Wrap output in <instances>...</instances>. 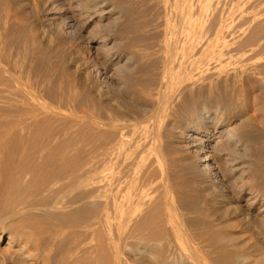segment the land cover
<instances>
[{
    "label": "rangeland",
    "instance_id": "obj_1",
    "mask_svg": "<svg viewBox=\"0 0 264 264\" xmlns=\"http://www.w3.org/2000/svg\"><path fill=\"white\" fill-rule=\"evenodd\" d=\"M111 1V7L108 6L106 9H111L114 6L117 11L119 9L116 4H122L127 10L121 15L122 19L119 20L117 25L108 27L106 24H109L110 19L106 18L101 20V17L99 16L100 12L96 11L97 14L96 12L89 10L86 0H0V58H2L3 63L11 75L18 78L24 87L29 88L31 92L35 91L34 93H37L38 95L40 94L39 97L41 96V99L43 100L40 101L43 104L46 103V105L52 106V108L61 109V112L56 109L54 110L60 112L57 114H61L63 118L56 115L54 118L58 119L55 121L54 118H45V114H42L41 118L44 117L43 119L48 120L43 121V123L45 125L47 122L49 129H51L50 125L52 124L53 130L51 129L50 131L55 134L59 133V135H56L58 149L73 150L72 153L79 152L82 154H84L83 151H85L88 156L86 154H81V156H83L85 160L89 159L87 161L89 164L87 165V169L89 168L90 170V173L87 176L89 178H87L86 185L77 187L73 184L80 179V171L78 169L75 172V169L73 170V168L63 169L57 167L55 168L56 173H50L49 171H43L40 173L41 171H36L33 168L27 169L22 164L23 162L31 163L32 160H30L29 157L32 156L30 154L34 151L33 147V151L29 147L30 152L28 150L27 154H23L18 146H9V148L11 147V151H14L17 148V150L12 153H9L10 149L7 148L8 146L3 147V149L8 150H4V152L6 154L8 152L13 159L11 158V160L9 158L12 162L9 161V164L7 165L2 162L0 163V179L2 177V179H4H1L3 183L0 180V264H62V262L66 261L67 256L65 251L63 252L64 254L62 253L60 256L51 255L50 260L47 259L43 252L34 250L33 248L35 246H44L43 241L46 240L47 233H37L30 228L32 221L40 222V224L43 223L44 226L53 224L74 225L71 219L68 217L67 219L65 215L59 213L54 216L48 214L41 215L36 207L32 205L29 206L30 203H39L41 201L52 200L53 198L58 197L88 198V210L76 214L77 218L84 216L89 218L87 224L91 227L88 228L86 234L87 237L81 235V241L84 243L85 241L88 242L87 244H83L84 248L87 245V249L85 248L84 252L81 251L77 254H73L74 256L72 255V257L80 256L81 254L84 257L86 256L85 258H87L88 264H214L215 262L217 264H227L225 259H220V255L222 253H230V249L231 252H242V254L248 258V264H253V262L254 264H264V168H262L264 167V143L259 146V149L256 152L257 155L255 156V161L258 163V168H260L261 177L253 183L248 181V176H245L247 169L234 172V174L232 173L229 176L231 178H228V181L223 186L220 183H218L219 185L210 183L208 182L209 178L203 173V168L206 166V163L197 167L194 165V158L186 154V144L190 141L188 138H191L196 133V130H190V126L194 125V122L202 113L200 106L192 107L188 104L189 102H187L186 99L189 92L199 96L200 92L202 93L201 89L203 88V85L209 83L211 80H213L211 82L216 81L217 76H212L211 74L213 73L214 75V73H218L219 70L213 72L215 67H213L214 64L212 61L216 62H214V66H217L220 71L223 69L228 70V67H230L229 70H231L233 67H241V65L251 67V71L255 76L253 74L250 78L251 80H245L246 91L243 93L246 95L243 94L242 97L243 99L247 98L245 99V103L248 108H250L249 113L251 115L259 116L260 112H262L261 114H264V0H181L179 4L177 3L178 1L176 2V0H173V3L175 2L176 4L174 3L175 5H173L172 3L169 5V8L171 7L170 10L175 16L171 14L167 5L170 4L172 0H168L170 2L166 0L167 2L165 1V3L167 4L165 6L164 0ZM132 4H134V6ZM199 4L201 8L199 7ZM173 6L177 7L178 10ZM180 7L182 9L184 8V12L187 13L180 14V12H183ZM167 12L169 15H167ZM86 14L89 15V17L86 16ZM177 14H180L181 17L178 15L177 18ZM114 16H117V14ZM174 17H176L177 20H175L176 18ZM179 17L183 20L182 22ZM125 18L129 19L127 20ZM169 19H171L170 24L168 22L170 21ZM187 19L188 21H186ZM176 21L181 22L178 23V25L181 24V27L183 26L184 28L178 27ZM127 23L131 24L127 25ZM192 23L196 24L193 26ZM166 24L173 26L169 27V25L166 26ZM101 25H103L104 28ZM189 25L192 26L191 28L195 29V31L189 29ZM128 26L130 27L128 28ZM167 28H169V30ZM179 28L181 30L183 29L182 31L184 33L181 30H178ZM121 29L129 30L132 36H130V32L128 34L126 33L128 31L125 30L122 32ZM121 32L123 34H121ZM178 33H181V36L184 34L185 38H183L184 36L181 37ZM191 37H193L194 41L193 39H190ZM166 38H168V41H166ZM181 38L185 40L184 44H180L181 41L183 42V39ZM164 39L166 41L165 44ZM173 40H176L177 43H172ZM190 40L192 41V44L187 45V42L190 43ZM218 40H220V43H218ZM200 41L202 42L200 43ZM167 42H169V45H166L168 44ZM170 43H172L171 45L173 48L170 46ZM224 45L225 47L228 45V48H224ZM127 46L129 48H126ZM178 47L181 50L186 49L185 52H179V50H177ZM208 48L210 50H208ZM169 49L174 51L175 55L173 56V59H177L175 61V67L177 69H175V73L173 72L171 76L173 80L176 81L178 79V81L177 85H175L176 88L173 89L174 95H172L173 99L179 98L178 100L182 101L179 102L175 99L177 101L176 103L175 100H170L168 104L170 111H167L168 113L166 112V114L161 113L160 116V113L158 114L156 109V105H158L157 101H159V90L157 89H160L158 84L161 85V79L163 78L161 74L163 66L161 65H164L163 62L166 60ZM187 49H189V54L187 53ZM209 51L213 54L211 55ZM248 51L249 53H256L255 55L258 57L254 56L252 53L249 55V53H247ZM208 53L210 55H208ZM184 54L189 55H187V60V56ZM194 54L196 56H194ZM197 55H200V63L197 62ZM248 55L252 58V61L256 58L258 61L260 59L259 63L262 64H259V66L261 67L257 66L258 62L255 63L256 66L251 65L254 63L251 62L250 57L249 60L251 64L247 61ZM261 55L262 58H259ZM191 58L196 60L191 61ZM126 59H132V62L127 63ZM178 60L182 61L179 62ZM243 60L246 61L244 62ZM186 61H188L189 64ZM218 61L220 62L218 63ZM222 61L226 62L225 66L222 64ZM236 61H241L239 62L241 64L238 63V66ZM178 62L181 64L183 63V66L185 67L183 68L182 66L181 68V64ZM202 62L205 63L201 64ZM233 62L237 66L232 64ZM246 62L248 63L246 64ZM187 64L188 66L191 64L193 66L188 67L186 66ZM131 67L136 68L134 69ZM194 67H196L195 69L201 68L205 70H192ZM129 68H131V70H128ZM190 68L192 71H190ZM183 69L186 70L184 71ZM192 72H196L197 74L200 73L203 78L204 76H209L210 78L208 79L210 81L205 80V78L203 80L200 75L197 78L196 73ZM160 75L162 77H160ZM186 75L189 77L187 76L188 78H186ZM120 76L122 79H120ZM190 77L194 79L192 80ZM199 77H201L203 81ZM126 78H128V80ZM182 79H186V82H184V80L182 81ZM199 79L203 83H200L201 81L199 82ZM127 81L129 85L124 84V82L127 83ZM130 81L136 87H133L132 84L130 85ZM186 84H188V86H186ZM189 86L191 87L189 88ZM112 87L117 89H113ZM178 87L180 90H176ZM194 87L200 89H194ZM97 88L98 90H96ZM240 88L241 85L239 84L230 85V89L233 92L235 91L234 93H236V91L237 93H240ZM69 91L71 93H69ZM134 91H137L140 94L137 92L135 93ZM183 91L186 92L185 94L187 96L185 94L181 95ZM97 92L99 93L97 94ZM153 92H155L157 98ZM178 92H180L179 94L182 97L178 95ZM70 94H72V104L69 102ZM121 96L123 97L122 100ZM253 96L257 99L254 98L257 101V104L255 103ZM20 97L18 95V99H21ZM91 97H93V99ZM135 97L137 98L136 101L133 99ZM181 98L186 99L183 100ZM105 100L108 103H106ZM96 102H99V106ZM170 102H172L173 106H176V109L170 105ZM205 103H207V105L211 104L208 100H205ZM113 104H115V106ZM1 105L2 104H0V106ZM73 106L76 110H72ZM89 107L90 109L88 110L90 114L88 113V110H86ZM124 107H126V109ZM0 109L2 111L4 110L3 105ZM64 110L66 112L65 115V112L63 113ZM82 110H84L83 113ZM95 110L98 114H96L97 112ZM2 111H0V113ZM76 111L77 113L74 114ZM86 111L87 115L85 113ZM173 113H175L176 116ZM2 114H0V116ZM69 114L70 116L68 117L67 115ZM151 114H158L155 115L156 118L158 116V120L155 116V120H152L153 117ZM114 115H118L120 121L116 120V118L113 119V124H111L110 120ZM80 116H82V119H80ZM150 117L152 119H150ZM103 119H105L104 121L107 123H105ZM169 119L171 121H169ZM160 120L163 121L161 122ZM155 121H157V125L154 124ZM167 123H169V125ZM229 123L231 122L227 121L226 124ZM95 124H97V126ZM226 124L222 127H226ZM103 125L108 127L105 128L107 130L112 126L113 130L109 131L112 128L108 131L103 130ZM116 125L124 127H120L123 129L122 132H120L121 129H119V126L117 127ZM153 125L155 126L154 131L158 130L156 133L159 135L161 134L160 137L155 132L153 135V128H151ZM113 126H116L117 128ZM125 127H130L126 129L130 135L132 131L131 136L126 131ZM161 127L163 128L161 129ZM114 128L119 130V133H117L118 131L116 132V129ZM168 128L169 130H167ZM159 130L162 131L159 132ZM166 130L168 133H166ZM113 131H115L116 134L111 135V137L108 135L107 137V134H111ZM65 132L70 134L68 135ZM120 133L123 135H118L117 137V134ZM64 135H66V138L64 137L63 139ZM155 136L157 138H155ZM60 137L61 140L59 139ZM114 137L119 141L117 142ZM119 137L121 140L118 139ZM69 138L75 140L74 144L73 140L71 139L72 141H70ZM58 139L60 140V143L58 142ZM215 139L216 138L214 137H209V142L212 143ZM77 140L78 143L80 142L81 146L76 143ZM105 141L109 143L108 148L103 146L107 151L103 147L101 148L103 151L105 150L107 152V155H105L106 152H103L100 148V146L107 143ZM61 142L63 144H61ZM68 142L73 147L70 146ZM152 142H154V144H151ZM116 144L118 146H115ZM149 144L151 146L153 145L154 147H152L155 150ZM62 145H65V147ZM75 145H78L80 147L79 149L84 147L82 152L81 150L79 151L78 147ZM59 146H62L63 148H60ZM113 146L115 147L111 150L110 147ZM68 147L70 148L68 149ZM111 151L113 152L108 154ZM13 153H15V158L13 157ZM21 153L23 154L21 155L23 158L19 156ZM153 153H155L156 156L159 153L157 156L158 160L156 158L154 159L156 156ZM152 154L154 157L151 156ZM10 155H6V157H10ZM18 156L21 158V162L18 159ZM106 156H108V158ZM170 158L173 159L171 160ZM159 160H163L162 162L165 165H162V162L161 164H158ZM172 161L173 164L171 165L170 163ZM167 163L169 165H166ZM156 165L160 168L159 171L161 173L159 175L157 173L158 167ZM154 166L157 167L156 170H154ZM164 166L166 169L165 174L168 173L167 175L164 173L162 174V172H165L163 171ZM240 166L241 164H237V167ZM231 168L232 167H229V169ZM3 171H6V174H4ZM171 174L172 177H170ZM163 175L166 179H164ZM176 178L178 180H176ZM159 179H161L160 183L158 181ZM171 179L173 180L171 181ZM177 183L179 184L177 185ZM165 185L166 190L162 188V186L165 187ZM252 188L258 192H256L258 194L257 196L250 194ZM163 191L166 192L164 193ZM125 194H127V197H125ZM166 194L169 195L167 196ZM119 195L124 198H120ZM184 195H186V198ZM114 198H119L120 205L122 204L119 206L122 216L119 224L114 221L113 211L111 210L112 205L110 206V203L112 204ZM126 198H129L130 202L128 199L126 200ZM96 204H98L99 207ZM126 204L131 205L127 206ZM106 210H109L108 213H111L109 214V217L111 216L112 218L110 217L109 221H104L103 219ZM130 210L132 212L134 211L133 217L135 218L132 221H130L128 216ZM21 213L24 215L22 216ZM16 214H19V217ZM29 218H33V220H29ZM38 219L40 221H38ZM132 222H134V224H132ZM73 227L75 228L73 230H84V228L81 227ZM211 230L212 234L210 232ZM28 236H32L35 241H27ZM114 236L116 237L115 239H113ZM225 236L229 237L231 241L225 244L218 242L214 244L216 240L218 241V239ZM90 242H92L93 245L92 243L90 244ZM200 242H202V245L205 247L202 246ZM115 243L117 248L116 250H113V245ZM210 243H213L214 245ZM90 246H92V248ZM198 246L199 248H204L205 251L202 250L203 253L202 251L200 253L199 251L201 248L199 249ZM222 246L224 249H222ZM216 247H218L219 250L216 249ZM219 247H221V249ZM207 248L209 249V252L206 250ZM89 250H91L89 253L90 255L87 256ZM194 250H196L195 253ZM223 250H225V252ZM97 251L100 252L97 253ZM216 252H218L219 255ZM199 254L200 256L198 257ZM206 256L209 257L206 258Z\"/></svg>",
    "mask_w": 264,
    "mask_h": 264
},
{
    "label": "bare ground",
    "instance_id": "obj_2",
    "mask_svg": "<svg viewBox=\"0 0 264 264\" xmlns=\"http://www.w3.org/2000/svg\"><path fill=\"white\" fill-rule=\"evenodd\" d=\"M84 1V0H83ZM141 1V0H140ZM165 1L166 0H164V3H165ZM168 1V0H167ZM166 1V2H167ZM178 1V2H177ZM181 0H176V2L179 4V2H180ZM86 2L88 3V8H89V10H91V11H94V12H96V11H98V12H100V17H101V20H104V19H106V18H109L110 20V22H109V24L107 23L106 25H108V27H112V26H114V25H117L118 23H119V20L120 19H122L121 18V15L123 14V13H125V10H127L124 6H122V4H116L117 5V7H118V9L119 10H117L116 11V9L114 8V6H113V8H109V9H106L108 6H110L111 4H112V1L111 0H86ZM116 2V1H115ZM114 2V3H115ZM168 2H170V1H168ZM144 3V2H143ZM146 3V2H145ZM173 3V0L171 1V3L170 4H167V3H165L164 4V6L167 4L168 5V8H169V5H171ZM175 3V2H174ZM173 3V5H175ZM73 4V3H72ZM133 6H134V4H132ZM182 5V4H181ZM70 6V5H69ZM84 6H86V5H84ZM16 7V6H15ZM111 7V6H110ZM173 7H175V6H173ZM199 7L201 8V6H200V4H199ZM14 8V7H13ZM171 8V7H170ZM170 8H169V10H170ZM177 10H178V8L177 7H175ZM174 8V9H175ZM181 8V7H180ZM180 8H179V10H180ZM12 9V8H11ZM10 9V10H11ZM74 9V8H73ZM83 9H85V8H83ZM87 9V8H86ZM137 9H139V8H137ZM166 9H167V6H166ZM182 9V8H181ZM184 9V8H183ZM182 9V13L180 12V14H185V13H187V12H184V10ZM196 9H198V8H196ZM14 10V9H13ZM176 10V11H177ZM194 10V9H193ZM200 10V9H199ZM74 11V10H73ZM88 11V10H87ZM168 11V10H167ZM171 11V10H170ZM169 11V12H170ZM176 11H175V13H176ZM187 11V10H186ZM197 11V10H196ZM195 11V12H196ZM93 12V13H94ZM118 12V13H117ZM178 12V13H179ZM19 13V12H18ZM73 13V12H72ZM77 13V12H76ZM81 13V12H80ZM89 13V12H88ZM92 13V12H91ZM97 13V12H96ZM131 13V12H130ZM140 13V12H139ZM191 13V12H190ZM98 14V13H97ZM117 14V16H114V15H116ZM136 14V13H135ZM171 14H172V11H171ZM180 14H177V18H178V15L180 16ZM195 14H197V13H195ZM17 15V14H16ZM19 15V14H18ZM167 15H169V13L167 12ZM173 16H175L174 14H172ZM81 16V15H80ZM86 16H88L89 17V15H87L86 14ZM96 16V15H95ZM165 16V15H164ZM185 16V15H184ZM183 16V17H184ZM198 16V15H197ZM74 17V16H73ZM126 17V16H125ZM132 17H133V15H132ZM134 17H135V15H134ZM181 17V16H180ZM179 17V18H180ZM182 17V18H183ZM130 18H131V15H130ZM170 18H171V16H170ZM174 18H176V17H174ZM177 18L175 19V20H177ZM125 19H129V18H125ZM172 19V18H171ZM171 19H169L170 21H168L169 22V24H170V22H171ZM184 19V18H183ZM175 20H173V21H175ZM180 20H181V18H180ZM185 20V19H184ZM123 21H125V20H123ZM167 21V20H166ZM178 21H179V19H178ZM183 20H181V22H182ZM186 21H188V19L186 20ZM127 22V21H126ZM126 22H124V23H126ZM181 22H177L176 21V23H177V26L178 27H180V28H182L181 27V24L180 25H178V23H181ZM192 22V21H191ZM102 23V22H101ZM124 23H123V25H124ZM173 23V22H172ZM175 23V22H174ZM186 23V22H185ZM190 23V22H189ZM200 23V22H199ZM221 23V22H220ZM129 24H131V23H129ZM128 23H127V25H129ZM168 24V25H169ZM193 24V26L196 24H194V23H192ZM191 24V25H192ZM201 24V23H200ZM122 25V24H121ZM167 24H166V26H168ZM183 25V24H182ZM202 25V24H201ZM102 27H103V25H101ZM125 26H126V24H125ZM173 26V25H172ZM172 26H170L169 25V27H172ZM190 26V25H189ZM121 27V26H120ZM130 26H128V28H129ZM192 26H190V28L189 29H192L193 31H195V29H193V28H191ZM104 28V27H103ZM166 28V27H165ZM174 28V27H173ZM178 29V30H181V29ZM184 28V27H183ZM168 30H169V28H167ZM122 30V29H121ZM128 31V32H126V33H128L129 34V30H127V29H124V30H122V32L123 31ZM171 30H172V28H171ZM183 30V29H182ZM181 30V31H182ZM191 30V31H192ZM114 32V31H113ZM121 32V34H123ZM178 32H180V31H178ZM183 32V31H182ZM181 32V33H182ZM199 32V31H198ZM198 32H197V34H198ZM107 33V32H106ZM115 33V32H114ZM181 33H178V34H180V36H181ZM184 33V32H183ZM112 34V33H111ZM108 35V34H107ZM114 35V34H113ZM120 35V34H119ZM168 35V34H167ZM111 36V35H110ZM125 36H126V34H125ZM124 36V37H125ZM130 36H132L131 35V32H130ZM129 36V37H130ZM175 36V35H174ZM182 36H184V34H182ZM181 36V37H182ZM171 37V36H170ZM197 37V36H196ZM105 38V37H104ZM107 38H108V36H107ZM183 38H185V36L183 37ZM183 38H181V39H183ZM187 38H188V36H187ZM219 38V37H218ZM106 39V38H105ZM104 39V40H105ZM191 40L193 39V37H191L190 38ZM198 39V38H197ZM119 40V39H118ZM189 40V39H188ZM190 40V43H188L187 42V45L188 44H192L191 41ZM198 40H200V39H198ZM120 41V40H119ZM164 41H165V39H164ZM166 41H168V38H166ZM166 41L164 42V44L166 43ZM193 41H194V39H193ZM213 41V40H212ZM219 42L218 43H220V40H218ZM104 42V41H103ZM126 42V41H125ZM173 42H175V43H177V41L175 40H173L172 41V43ZM180 42V41H179ZM178 42V43H179ZM202 41H200V43H201ZM119 43V42H118ZM168 44H166V45H169V42H167ZM172 43H170V46H172L171 44ZM181 43H185V40L183 39V42L181 41L180 42V44ZM204 43V42H203ZM213 43V42H212ZM231 43V42H230ZM120 44H122V43H120ZM226 44V43H225ZM186 45V46H187ZM235 45V44H234ZM132 46H134V45H132ZM197 46V45H196ZM208 46V45H207ZM210 46H213V45H210ZM221 46V45H220ZM256 46V45H255ZM131 47V46H130ZM135 47V46H134ZM191 47V46H190ZM216 47V46H215ZM219 47V46H218ZM222 47V46H221ZM250 47V46H249ZM126 48H129L128 46L126 47ZM172 48H173V46H172ZM171 48V49H172ZM183 48V47H182ZM213 48V47H212ZM224 48H228V45L225 47V45H224ZM176 49V48H175ZM192 49V48H191ZM190 49V50H191ZM198 49V48H197ZM196 49V50H197ZM200 49H201V47H200ZM199 49V50H200ZM223 49V48H222ZM177 50H179V52H185V50H181V49H179V47L177 48ZM188 50L189 49H187V53L189 54V52H188ZM205 50V49H204ZM208 50H210L209 48H208ZM212 50V49H211ZM253 50V49H252ZM198 51V50H197ZM200 51H202V50H200ZM199 51V52H200ZM224 51H225V49H224ZM263 51V50H262ZM140 52H142V51H140ZM162 52V51H161ZM191 52V51H190ZM210 52V54L212 55L213 53H211V51H209ZM220 52V51H219ZM222 52V51H221ZM251 52V51H250ZM257 52H259V51H257ZM132 53V52H131ZM177 53V52H176ZM193 53V52H192ZM247 53H249V51L247 52ZM252 53V52H251ZM251 53H249V55L251 54ZM164 54V53H163ZM187 54V55H188ZM195 54H196V52H195ZM194 54V56H196ZM198 54H200V53H198ZM209 53H208V55H210ZM254 56H256L255 54L256 53H252ZM257 54H259V53H257ZM262 54V53H261ZM140 55V54H139ZM175 54H174V51H172V50H170L169 49V51H168V55H167V57H166V60H165V62H163L164 63V65H161V66H163V69H162V76H163V78L161 79V78H159V79H161V85L160 84H158V87L160 88V89H157V90H159V101H157L158 102V105H156L157 106V111H158V114L160 113V116H161V113L162 114H166V112L168 111H170V108H168V104H169V101L170 100H175V99H173V89L174 88H176L175 87V85H177V81H178V79L175 81V80H173V78H172V73L174 72L175 73V69H177L176 67H175V61L177 60H174L173 59V56H174ZM184 55H186V54H184ZM186 55V56H187ZM202 55V54H201ZM215 55V54H214ZM247 56L248 57V62L251 64V62L252 63H254V64H251V65H255L256 66V64L255 63H257L258 65L257 66H259V64H262V63H259L260 62V59L259 58H262V55L261 56H259V61L258 60H256L257 58L256 57H258V56H256L255 58L256 59H254V57H253V59H254V61H252V58L250 57V56ZM6 56V55H5ZM135 56V55H134ZM137 56H138V53H137ZM186 56H184V57H186ZM189 56V55H188ZM188 56L186 57V60H187V58H188ZM200 56V55H199ZM199 56L197 55V59H198V63H200V61H199ZM123 57V56H122ZM202 57V56H201ZM217 57V56H216ZM237 57V56H236ZM243 57V56H242ZM251 59H250V58ZM129 58V57H128ZM132 58H134V57H132ZM177 58H180V57H177ZM182 58V57H181ZM244 58V57H243ZM183 59V58H182ZM201 59H203V58H201ZM247 59V58H246ZM251 60V62H250V60ZM190 60V59H189ZM193 60H196V59H193V58H191V61H193ZM207 60V59H206ZM221 60V59H220ZM136 61H138V60H136ZM162 61H163V59H162ZM179 62H181L182 60H178ZM184 61V60H183ZM205 61V60H204ZM208 61V60H207ZM207 61H205V62H207ZM244 62L246 61V60H243ZM126 62L127 63H131L132 62V59H126ZM178 62V63H179ZM186 62H188V61H186ZM196 62V61H195ZM205 62H202L201 64H203V63H205ZM213 62V64L215 65V61H212ZM212 62H211V64H212ZM215 62V63H214ZM220 61H218V63H219ZM223 62V61H222ZM237 62V61H236ZM239 62H241V61H239ZM239 62H237V65L239 66V64H241V63H239ZM248 62H246V64L248 63ZM262 62V61H261ZM134 63V62H133ZM194 63V62H193ZM192 63V64H193ZM208 63V62H207ZM226 62L224 61L222 64H224V66L226 65L225 64ZM239 63V64H238ZM144 64V63H143ZM179 64H181V63H179ZM188 64H189V62H188ZM188 64L186 65V66H188ZM189 65L188 67H190V66H193L194 64H196V63H194L193 65ZM200 64V65H201ZM212 64V65H213ZM221 64V63H220ZM232 64H234L235 66H237L234 62L232 63ZM244 64V63H243ZM111 65V64H110ZM140 65H141V63H140ZM152 65H153V63H152ZM178 65V64H177ZM209 65H210V63H209ZM213 65V67H215L214 68V71L213 72H216L217 70H219L218 71V73H214V75H213V73L211 74L212 76H217L216 77V81H214V82H211V81H213V80H209L208 78H210L209 76L208 77H206V76H204V78H205V80H208V81H210L209 83H207V84H205V85H203L202 87V89H201V91H202V93L200 92V95L198 96H196V95H194V94H191L190 92L188 93V96L185 94L186 92L185 91H183V93H181V95H186L187 96V99L186 98H184V99H186L187 100V102H189L188 104H190L192 107H195V106H200V109L202 110V113L199 115V117H198V119L194 122V125H191L190 126V130H196V133L191 137V138H188V139H190V141L189 142H187V147H186V154L188 155V156H191V157H193L194 158V160H195V163H194V165L195 166H197V167H199V165H202L203 163L205 164L206 163V166H204V168H203V173H204V175H206L207 176V178H209V181L208 182H210V183H213V184H218V183H220L222 186L223 185H225V183L228 181V178H231V177H229L232 173L234 174V172H239V171H241V170H243V169H247V173H245V176H248V181L249 182H255L256 180H258L261 176V174H260V168H258V163L255 161V156L257 155L256 154V152L258 151V149H259V146H261L263 143H264V114H261L262 112H260V115L259 116H253V115H251L249 112V109L250 108H248V106H247V104L245 103V99H247V98H245V99H243V94H245V93H243V92H245L246 90H245V88H246V84H245V80H247V79H250L251 78V76L254 74V73H252V71H251V67H248V66H246V65H241V67L239 66V67H236V68H234L233 67V69H231V70H229V68L230 67H228L227 69L228 70H222V71H220V69H218L217 68V66H214ZM182 66H183V63L181 64V68H182ZM211 66V65H210ZM228 66H229V64H228ZM129 67V66H128ZM185 66H183V68H184ZM227 67V66H226ZM225 67V68H226ZM259 67H261V66H259ZM258 67V68H259ZM125 68H127V67H125ZM131 68H134V67H131ZM131 68H129L128 70H131ZM136 68V67H135ZM134 68V69H135ZM162 68V67H161ZM192 68V67H191ZM191 68H190V71H192V70H197V69H195L196 67H194V69H192L191 70ZM204 68H206V67H204ZM253 68V67H252ZM213 69V68H212ZM254 69V68H253ZM263 69V68H262ZM137 70V69H136ZM184 70V69H183ZM186 70V69H185ZM184 70V71H185ZM199 70H205V69H201V68H199L198 69V71ZM258 70H260V69H258ZM133 71V70H132ZM183 71V72H184ZM261 71V70H260ZM140 72V71H139ZM180 72V71H179ZM255 72V71H254ZM263 72V71H262ZM10 72L7 70V68H6V66H5V64L3 63V60H2V58H0V104H2L3 105V111L0 109V111H2L3 112V114H2V112L0 113V114H2L1 116H0V163L2 162V163H4L5 165H7V164H9V158L11 159L12 157H11V155L10 154H8V152H7V154L4 152V150H7V149H3V147L4 146H8L7 148H9V146H14V147H16V146H18L20 149L19 150H21L22 151V153L23 154H27V152H28V150H29V147L31 148V150L33 151V149H34V151L30 154V155H32V156H30L29 157V159L30 160H32L31 161V163H22L23 164V166L25 167V168H27V169H30V168H33L34 170H36V171H41L40 173H42L43 171H49L50 173H56L55 172V168H57V167H61V168H63V169H70V168H73V170L76 172V170L78 169L79 171H80V179H79V181L78 182H75L73 185L75 186H85L86 185V183H87V178H89V177H87L88 176V174L90 173V170H89V168L87 169V165H89L88 163H87V161L89 160L88 158V160H85V158L83 157V156H81V154L82 153H79V152H77V153H72V151H69V150H66V149H58V147H57V138H56V135L58 134L59 135V133H57L56 131V133L57 134H55V133H53V132H51L50 130L52 129L53 130V125L51 124L50 125V127H51V129H49V125H47V122H46V124L44 125V123H43V121H45V120H47V119H43V118H41L42 116V114H45V118H47V117H49V119H53L54 117H56V115H58V116H61V114L59 115V114H57V113H60L61 111V109H57V108H52V106H48V105H46V103L45 104H43L41 101H43L42 99H41V96L39 97V95L37 94V93H34V92H31V90H29V88H26V87H24V85H22V83H20V81L18 80V78H16L15 76H13V75H11V73L9 74ZM14 73V72H13ZM112 73H114V72H112ZM147 73V72H146ZM177 73V72H176ZM192 73H196V72H192ZM200 73H201V71H200ZM200 73L199 74H197L196 73V75H197V78H198V76L200 75ZM117 74V73H116ZM120 74V73H119ZM123 74V73H122ZM129 74V73H128ZM136 74V73H135ZM182 74V73H181ZM180 74V75H181ZM185 74V73H184ZM259 74V73H258ZM261 74V73H260ZM263 75V74H262ZM138 76V75H137ZM161 75H160V77H162ZM185 76V75H184ZM188 75H186V78H188L187 77ZM193 76V75H192ZM191 76V77H192ZM201 77H202V75H200ZM254 76H255V74H254ZM159 77V76H158ZM190 77V78H191ZM195 77V76H194ZM201 77H199L201 80H202V78ZM259 77H260V75H259ZM112 78V77H111ZM123 78H125V77H123ZM141 78V77H140ZM183 78V77H182ZM185 78V77H184ZM196 78V79H197ZM204 78H203V80H204ZM120 79H122L121 78V76H120ZM127 80H128V78H126ZM142 79V78H141ZM192 79V78H191ZM194 79V78H193ZM192 79V80H193ZM195 79V80H196ZM199 79V82L201 81ZM259 79H261V78H259ZM263 79V78H262ZM110 80V79H109ZM139 80V79H138ZM184 80V82H186L185 80L186 79H182V81ZM202 80V81H203ZM251 80V79H250ZM255 80V79H254ZM140 81H142V80H140ZM189 81V80H188ZM187 81V82H188ZM200 82V83H203V82ZM257 81V80H256ZM9 82H11V83H13V84H11V83H9ZM123 82V81H122ZM146 82V81H145ZM184 82H183V84H184ZM111 83V82H110ZM120 83V82H119ZM178 83H180V82H178ZM196 83V82H195ZM248 83V82H247ZM258 83V82H257ZM124 84H127V85H129L128 84V81H127V83H125L124 82ZM132 83H131V81H130V85H131ZM181 84V83H180ZM182 84V85H183ZM188 84H189V82H188ZM188 84H186V86H188ZM193 84V83H192ZM231 84H239V85H241V88H240V93H237V91H236V93H234L233 91H231V89H230V85ZM253 84V83H252ZM263 84V83H262ZM108 85V84H107ZM110 85V84H109ZM112 85H113V83H112ZM112 85H110V86H112ZM133 85V84H132ZM160 85V86H159ZM190 85V84H189ZM195 85V84H194ZM200 85V84H199ZM198 85V86H199ZM259 85H260V83H259ZM90 86V85H89ZM88 86V87H89ZM138 86V85H137ZM196 86V85H195ZM197 86V87H198ZM254 86V85H253ZM86 87V86H85ZM123 87H126V86H123ZM128 87V86H127ZM133 87H136V86H134L133 85ZM180 87V86H179ZM178 87V89H176V90H180V88ZM191 86H189V88H190ZM200 87V86H199ZM262 87V86H261ZM28 89V90H26V89ZM77 88H79V87H77ZM104 88H105V86H104ZM110 88V87H109ZM113 88V87H112ZM131 88V87H130ZM188 88V89H189ZM192 88H193V86H192ZM196 87H194V89H195ZM252 88H254V87H252ZM113 89H117V88H113ZM126 89V88H125ZM196 89H200V88H196ZM235 89V88H234ZM237 89V88H236ZM96 90H98V88L96 89ZM100 90V89H99ZM107 90V89H106ZM120 90V89H119ZM122 90H123V88H122ZM128 90V89H127ZM134 90V89H133ZM136 90H138V89H136ZM257 90V89H256ZM129 91V90H128ZM196 91V90H195ZM252 91V90H251ZM263 91V90H262ZM84 92H85V90H84ZM135 92V91H134ZM137 92V91H136ZM135 92V93H136ZM152 92V91H151ZM188 92V91H187ZM193 92V91H192ZM197 92V91H196ZM239 92V91H238ZM69 93H71L70 91H69ZM80 93V92H79ZM99 92H97V94H98ZM100 93H101V91H100ZM137 93H139V92H137ZM154 94H155V92H153ZM180 92H178V95L180 96V97H182L180 94H179ZM198 93V92H197ZM81 94V93H80ZM140 94V93H139ZM156 94H157V91H156ZM156 94H155V96H156ZM173 94V95H172ZM199 94V93H198ZM248 94V93H247ZM258 94V93H257ZM18 95H19V97L21 98V99H18ZM127 95V94H126ZM176 95V94H175ZM246 95V94H245ZM254 95V94H253ZM29 96V97H28ZM70 96V99H69V102L71 103V97H72V94H70L69 95ZM90 96V95H89ZM94 96V95H93ZM99 96V95H98ZM101 96V95H100ZM117 96H118V94H117ZM141 96V95H140ZM154 96V95H153ZM178 96V97H179ZM203 96V97H202ZM255 96V95H254ZM253 96V99L255 98ZM106 97V96H105ZM137 97V96H136ZM133 98L135 101H136V99L137 98ZM171 97H172V99H171ZM184 97V96H183ZM250 97V96H249ZM248 97V98H249ZM90 98V97H89ZM92 99H93V97H91ZM100 98V97H99ZM120 98V97H119ZM122 96H121V100H122ZM126 98V97H125ZM124 98V99H125ZM130 98V97H129ZM156 98H157V96H156ZM263 98V97H262ZM111 99H116V98H111ZM179 99V98H178ZM178 99H176L177 101H179ZM181 99H183V98H181ZM183 99V100H184ZM256 99V98H255ZM254 99V100H255ZM260 99V98H259ZM41 100V101H40ZM133 100V101H134ZM138 100H139V98H138ZM155 100H157V99H155ZM175 100V101H176ZM186 100H185V102H186ZM205 100H208V102L210 101V105H207V103H205ZM257 100V99H256ZM255 100V103L257 102ZM75 101V100H74ZM91 101V100H90ZM110 101V100H109ZM113 101H116V100H113ZM112 101V102H113ZM128 101V100H127ZM140 101V100H139ZM139 101H138V103H139ZM177 101H176V103H177ZM180 101H182V100H180ZM179 101V102H180ZM264 101V100H263ZM105 102L106 103H108L106 100H105ZM248 102V101H247ZM259 102V101H258ZM74 103H76V102H74ZM96 103H98V106H99V102H96ZM156 103V102H155ZM176 103L174 102V104L176 105ZM182 103V102H181ZM260 103V102H259ZM72 104V103H71ZM71 104H70V106H71ZM129 104V103H128ZM157 104V103H156ZM200 104V105H199ZM250 104V103H249ZM254 104V103H253ZM257 104V103H256ZM2 105L0 106V107H2ZM101 105V104H100ZM103 105V104H102ZM114 106H115V104H113ZM155 105V104H154ZM170 105H172V102H170ZM262 105V104H261ZM264 105V104H263ZM98 106H97V108H98ZM113 106V107H114ZM129 106V105H128ZM173 106V105H172ZM187 106V105H186ZM253 106V105H252ZM252 106H249V107H252ZM259 106V105H258ZM72 107V106H71ZM174 108L176 107V106H173ZM173 107H171L172 109H174ZM262 107V106H261ZM260 107V108H261ZM70 108V107H69ZM97 108H96V110H97ZM115 108V107H114ZM125 109H126V107H124ZM255 108V107H254ZM254 108H253V110H254ZM54 109H56V110H58V111H60V112H57L56 110H54ZM71 109V108H70ZM81 109V108H80ZM88 109H90V107L89 108H87L86 110H88ZM153 109V108H152ZM155 109V110H156ZM176 109V108H175ZM198 109V108H197ZM252 109V108H251ZM66 110V109H65ZM65 110L63 111V113L65 112ZM72 110H76L75 108H74V106H73V109ZM95 110V111H96ZM98 110H101V109H98ZM130 110V109H129ZM80 111V110H79ZM132 111V110H131ZM84 112V110H82V113ZM97 112V111H96ZM109 112V111H108ZM134 112V111H133ZM167 112V113H168ZM171 112H172V110H171ZM174 112H176V111H174ZM180 112V111H179ZM178 112V113H179ZM258 112V111H257ZM73 113V112H72ZM77 113V111L74 113V114H76ZM86 113V115H87V111L85 112ZM88 113L90 114V112H89V110H88ZM152 113V112H151ZM155 113V112H154ZM177 113V112H176ZM66 114V112L64 113V115ZM96 114H98V112L96 113ZM158 114H155V115H158ZM175 116H176V114L175 113H173ZM100 115H102V114H100ZM155 115H152L151 114V116L153 117V119L150 117V119H152V120H155V118H156V116ZM57 116V117H58ZM68 117L70 116V114L69 115H67ZM109 116V115H108ZM154 116H155V118H154ZM159 116V117H160ZM166 116V115H165ZM62 117V116H61ZM66 117V116H65ZM67 117V118H68ZM72 117V116H71ZM73 117H74V115H73ZM82 116H80V119H82L81 118ZM86 117V116H85ZM88 117V116H87ZM91 117H92V115H91ZM94 117V116H93ZM113 117V116H112ZM164 117V116H163ZM187 117V116H186ZM197 117V116H196ZM63 118V117H62ZM89 118V117H88ZM97 118V117H96ZM99 118V117H98ZM117 118V119H116ZM157 118H158V116H157ZM156 118V119H157ZM166 118V117H165ZM167 118H168V116H167ZM179 118V117H178ZM194 118V117H193ZM55 119V118H54ZM58 119V118H57ZM57 119H55V121L57 120ZM91 119V118H90ZM113 119H116V120H119L118 119V115H114V117L113 118H111V120H110V122H111V124H113ZM136 119V118H135ZM137 119H138V117H137ZM139 119L141 120V118L139 117ZM161 119V118H160ZM105 119H103V121H104ZM108 120V119H107ZM158 120V119H157ZM168 120V119H167ZM48 121V120H47ZM81 121V120H80ZM86 121V120H85ZM84 121V122H85ZM120 121V120H119ZM161 122L163 121V120H160ZM169 121H171L170 119H169ZM174 121V120H173ZM176 121H177V119H176ZM227 121H229V122H231V123H229V124H226L227 123ZM94 122H96V121H94ZM98 122V121H97ZM105 122V121H104ZM167 122V121H166ZM105 123H107V122H105ZM140 123V122H139ZM157 123V121H155L154 122V124L155 125H157L156 124ZM159 123V122H158ZM179 123V122H178ZM94 124V123H93ZM152 124H153V121H152ZM159 124H161V123H159ZM164 124V123H163ZM168 125H169V123H167ZM224 124H226L227 126L226 127H222ZM96 126H97V124H95ZM100 125V124H99ZM105 125V124H104ZM103 125V130H107V129H105V128H108V127H105V126H107V125H105L104 126ZM119 125H121V124H119ZM119 125H116L117 127L119 126ZM136 125H137V123H136ZM166 125V124H165ZM111 126V125H110ZM109 126V127H110ZM116 126H113V127H116ZM124 126V125H123ZM125 126H128V125H125ZM130 126V125H129ZM163 126V125H162ZM102 127V126H101ZM116 127V128H117ZM120 127H122V126H119V129H121V131L120 132H122V128H124V127H122V128H120ZM154 125L153 126H151V128H153V135H154V132L156 133V131H158V130H155L154 131ZM157 127V126H156ZM164 127H166V126H164ZM176 127V126H175ZM99 128V127H98ZM98 128H96V129H98ZM111 128H112V126H111ZM111 128H109V129H111ZM116 128H114V129H116ZM126 128H130V127H125V129ZM158 128H159V126H158ZM157 128V129H158ZM163 127H161V129H162ZM167 128V127H166ZM189 128V127H188ZM67 129V128H66ZM108 129V130H109ZM150 129V128H149ZM107 130V131H108ZM113 130V128L111 129V130H109V131H112ZM167 130H169V128L167 129ZM167 130H166V133H168L167 132ZM118 131V132H117ZM126 131H127V129H126ZM162 131V130H161ZM160 130H159V132H161ZM172 131H173V129H172ZM172 131H169V132H172ZM106 132V131H105ZM113 132H115V131H113ZM111 133V134H107V137H108V135L111 137V135H113V134H116V132L117 133H119V130H117L116 129V132L115 133ZM128 132V131H127ZM174 132V131H173ZM178 132H179V130H178ZM65 133H67V132H65ZM98 133V132H97ZM129 133V132H128ZM68 134V133H67ZM70 134V133H69ZM68 134V135H69ZM73 134V133H72ZM127 134V133H126ZM156 134H158V133H156ZM155 134V135H156ZM170 134V133H169ZM76 135V134H75ZM82 135V134H81ZM118 135H123V134H117V137H118ZM125 135V134H124ZM129 135H130V133H129ZM131 135H132V131H131ZM130 135V136H131ZM161 135V134H160ZM160 135L158 134V136L160 137ZM174 135V134H173ZM115 136V135H114ZM126 136V135H125ZM152 136V135H151ZM150 136V137H151ZM175 136H177V135H175ZM58 137V136H57ZM64 137L66 138V135H64L63 136V139H64ZM98 137V136H97ZM109 137V138H110ZM120 137H122V136H120ZM120 137L118 138V139H120ZM124 137V136H123ZM129 137V136H128ZM173 137V136H172ZM209 137L211 138V137H214V138H216L215 139V141L214 142H209ZM72 138H73V135H72ZM71 138V139H72ZM115 138V137H114ZM152 138V137H151ZM155 138H157L156 136H155ZM154 138V139H155ZM166 138V137H165ZM60 140H61V137L59 138ZM58 139V142L60 143V140ZM70 139V138H69ZM70 139V141H72L73 140V144H74V142H75V140L74 139H72L71 140ZM75 139H78V138H75ZM107 139V138H106ZM141 139V138H140ZM147 139V138H146ZM115 140H117L116 138H115ZM121 140V139H120ZM133 140V139H132ZM148 140V139H147ZM160 140V139H159ZM65 141H66V139H65ZM69 141V140H68ZM109 141H111V140H109ZM119 140H117V142H118ZM62 142H64V141H62ZM61 142V144H63ZM105 142H107V141H105ZM104 142V143H105ZM112 142V141H111ZM116 142V143H117ZM66 143V142H65ZM69 143V142H68ZM67 143V144H68ZM72 143V142H71ZM77 144H79V146H81L80 145V142L78 143V140H77V142H76ZM160 143V142H159ZM67 144H65V145H67ZM107 144H108V146H107ZM137 144V143H136ZM151 144H154V142H152ZM65 145L63 146V147H65ZM69 145L70 146H72L70 143H69ZM106 145V146H105ZM123 145V144H122ZM126 145V144H125ZM142 145V144H141ZM150 145V144H149ZM11 146V147H12ZM62 146H59L60 148H63ZM76 146V145H75ZM74 146V147H75ZM78 145L76 146V147H78V149L80 148ZM88 146V145H87ZM89 146H91V145H89ZM109 147V143L107 142L106 144H104V145H102V146H100V148L101 147ZM115 146H118L117 144L115 145ZM115 146H113V147H110L111 148V150L115 147ZM151 146V145H150ZM153 146V145H152ZM151 146V147H152ZM159 146V145H158ZM185 146V145H184ZM184 146H182V147H184ZM11 147L9 148L10 150H9V153H12V152H14L15 150H17V148L15 149L14 147V151H11ZM32 147H33V149H32ZM73 147V146H72ZM75 147V148H76ZM92 147V146H91ZM90 147V148H91ZM94 147V146H93ZM103 147V148H104ZM125 147V146H124ZM141 147V146H140ZM139 147V148H140ZM154 147V146H153ZM152 147V148H153ZM165 147V146H164ZM70 147H68V149H69ZM84 148V147H83ZM83 148H81V149H79V151L81 150V152H82V150H83ZM86 148V147H85ZM89 148V147H88ZM117 148V147H116ZM161 148V147H160ZM159 148V149H160ZM77 149V148H76ZM102 149V148H101ZM104 149H106V148H104ZM121 149V148H120ZM154 149V148H153ZM13 150V149H12ZM110 150V149H109ZM155 150V149H154ZM8 151V150H7ZM11 151V152H10ZM77 151V150H76ZM102 151H103V149H102ZM105 151V150H104ZM103 151V152H104ZM106 151H107V149H106ZM105 151V152H106ZM262 151V150H261ZM18 152V151H17ZM29 152H30V150H29ZM84 152V154H86L85 153V151H83ZM109 152V151H108ZM113 151H111L110 153H108V154H111ZM153 152H155V151H153ZM16 153V152H15ZM15 153H13V157L15 158V156H14V154ZM18 154L20 157H21V155H23V154ZM156 153V152H155ZM155 153H153L154 155H155ZM29 154V153H28ZM84 154H82V155H84ZM105 154V153H104ZM114 154H117V153H114ZM151 155V156H153L154 157V155ZM159 154V153H158ZM158 154H157V156H158ZM161 154V153H160ZM6 155H10V157H6ZM87 155V154H86ZM105 155H107V152H106V154ZM104 155V156H105ZM164 155V154H163ZM19 156H18V159L20 160V162H21V158H23V156L21 157V158H19ZM26 156V155H25ZM88 156V155H87ZM103 156V157H104ZM115 156V155H114ZM156 156V155H155ZM157 156L156 157H154V159L156 158L157 159ZM159 156H161V155H159ZM32 157V158H31ZM86 157V156H85ZM107 158H108V156H106ZM105 157V158H106ZM111 157H112V155H111ZM153 157H151V158H153ZM26 158V157H25ZM110 158V157H109ZM162 158H163V156H162ZM162 158H159V159H162ZM189 158V157H188ZM13 159V158H12ZM11 159V160H12ZM16 159H17V157H16ZM29 159H28V161H29ZM102 159H104V158H102ZM112 159H113V157H112ZM153 159V160H154ZM171 159V158H170ZM173 159V158H172ZM171 159V160H172ZM190 159V158H189ZM15 160V159H14ZM19 160H17V161H19ZM158 160V159H157ZM169 160V159H168ZM175 160V159H174ZM191 160V159H190ZM4 161V162H3ZM23 161V160H22ZM24 161H26V160H24ZM103 161V160H102ZM160 161V162H159ZM158 161V164L160 163L161 164V162L163 161H161V160H159ZM176 161V160H175ZM185 161V160H184ZM192 161V160H191ZM10 162H12V161H10ZM168 162V161H167ZM264 162V161H263ZM90 163V162H89ZM106 163V162H105ZM155 163V162H154ZM163 163V162H162ZM171 165L173 164V161L170 163ZM237 164H241V166L240 167H237ZM260 164V163H259ZM16 165V164H15ZM162 165H165L164 163L162 164ZM161 165V166H162ZM166 165H169L168 163L166 164ZM192 165V164H191ZM190 165V166H191ZM3 166V165H2ZM91 166V165H90ZM152 166H153V164H152ZM157 166V165H156ZM23 167V168H24ZM158 167V166H157ZM157 167H153L154 168V170H156V168ZM163 167V166H162ZM229 167H232L231 169H229ZM2 168V167H1ZM107 168V167H106ZM194 168V167H193ZM262 168H264V167H262ZM158 169V175L161 173L160 171H159V167L157 168ZM2 170H3V168H2ZM153 170V171H154ZM261 170H263V169H261ZM163 171H165V172H162V174L164 173H166V169H165V166H164V168H163ZM1 172V171H0ZM4 172V174H6V171H3ZM104 172V171H103ZM243 172H245V171H243ZM107 173V172H106ZM173 173H175V172H173ZM37 174V173H36ZM49 174V173H48ZM100 174V173H99ZM103 174H105V173H103ZM168 174V173H167ZM167 174H165V175H167ZM176 174V173H175ZM3 175V174H2ZM27 175V174H26ZM50 175V174H49ZM170 175V174H169ZM40 176V175H39ZM164 176V175H163ZM163 176H162V178H163ZM8 177V176H7ZM50 177V176H49ZM102 177V176H101ZM101 177H99V178H101ZM154 177V176H153ZM158 177V176H157ZM170 177H172V174H171V176ZM175 177V176H174ZM3 178V177H2ZM1 178V179H2ZM6 178V177H5ZM24 178V177H23ZM40 178H41V176H40ZM107 178V177H106ZM159 178V177H158ZM0 179V180H1ZM15 179V178H14ZM108 179V178H107ZM164 179H166L165 178V176H164ZM163 179V180H164ZM182 179V178H181ZM197 179V178H196ZM2 180H4V179H2ZM1 180V181H2ZM100 180H102V179H100ZM104 180V179H103ZM157 180V179H156ZM160 180L161 179H159L158 181H159V183H160ZM173 179H171V181H172ZM175 180V179H174ZM176 180H178L177 178H176ZM183 180V179H182ZM11 181V180H10ZM154 181V180H153ZM164 182V181H163ZM184 182V181H183ZM2 183H3V181H2ZM158 183V182H157ZM158 183V184H159ZM167 183V182H166ZM166 183H164V184H166ZM180 183V182H179ZM179 183H177V185L179 184ZM182 183V182H181ZM228 184V183H227ZM246 184V183H245ZM167 186H169L168 184H166ZM166 185H165V187L164 186H162V188H164L165 190H166ZM184 185V184H183ZM219 185V184H218ZM242 185H243V183H242ZM241 185V186H242ZM250 185V184H249ZM253 185V184H252ZM180 186V185H179ZM229 186V185H228ZM240 186V187H241ZM244 186V185H243ZM262 186V185H261ZM70 187V186H69ZM176 187V186H175ZM178 187V186H177ZM248 187V186H247ZM258 187V186H257ZM260 187V186H259ZM10 188V187H9ZM81 188V187H80ZM84 188V187H83ZM73 189V188H72ZM224 189V188H223ZM261 189V188H260ZM75 190V189H74ZM82 190V189H81ZM90 190H91V188H90ZM257 190V189H256ZM263 190V189H262ZM72 191V190H71ZM70 191V192H71ZM84 191V190H83ZM88 191V190H87ZM162 191V190H161ZM168 191V190H167ZM175 191H176V189H175ZM183 191V190H182ZM68 192V191H67ZM69 192V193H70ZM159 192V191H158ZM164 192V191H163ZM162 192V193H163ZM166 192V191H165ZM164 192V193H165ZM180 192V191H179ZM257 191H255L253 188L250 190V194L251 195H255V196H257L258 194V192L256 193ZM88 193V192H87ZM96 193H98V192H96ZM161 193V192H160ZM174 193V192H173ZM187 193V192H186ZM73 194V193H72ZM82 194V193H81ZM176 194H177V192H176ZM178 194H180V193H178ZM183 194V193H182ZM94 195H96V194H94ZM127 194H125V197H127L126 196ZM164 195V194H163ZM167 195V194H166ZM169 195V194H168ZM167 195V196H168ZM238 195V194H237ZM263 195V194H262ZM117 196V195H116ZM165 196V195H164ZM175 196V195H174ZM182 196V195H181ZM181 196H179V197H181ZM185 196V198H186V195H184ZM260 196V195H259ZM58 197V196H57ZM98 197V196H97ZM104 197V196H103ZM118 197V196H117ZM119 197H120V195H119ZM122 197V196H121ZM120 197V198H121ZM170 197V196H169ZM99 198V197H98ZM97 198V199H98ZM102 198V197H101ZM122 198H124V197H122ZM46 199V198H45ZM44 199V200H45ZM88 198H53L52 200H45V201H41V202H39V203H30L29 204V206L30 205H32V206H34V207H36L38 210H39V212L41 213V215H56V214H61V215H65L66 216V218L68 217L69 219H71V221L73 222V226H76V228L77 227H81V228H84V230H82V231H80V229L79 230H73V229H75L73 226H69V225H64V224H60V225H56V224H53V225H49V226H44L43 225V223H41L40 224V222L38 223V222H31V221H29V222H31V224H30V228H32L35 232H39V233H47V238H46V240H44L43 242H44V246H42V247H40V246H35L33 249L34 250H36V251H38V252H43L45 255H46V257H47V259H50V256L51 255H62V253L65 251V254H66V261H64V262H62V264H88V260H87V258H85L84 256H82V254L80 255V256H75V257H72V255L73 254H77L78 252H81V251H83L84 252V249L86 248L87 249V245H86V247L84 248L83 247V244H87L88 242H86L85 241V243L84 242H82L81 241V235H84L85 237H87L86 236V234H87V231H88V228L89 227H91L90 225H88L87 223H88V217H80V218H77V216H76V214L77 213H79V212H82V211H86V210H88V200H87ZM96 199V198H95ZM109 199V198H108ZM128 199V201L130 202V200H129V198H126V200ZM101 200V199H100ZM104 200V199H103ZM103 200H102V202H103ZM124 200V199H123ZM106 201V200H105ZM104 201V202H105ZM109 201V200H108ZM127 201V202H128ZM108 203V202H107ZM106 203V204H107ZM109 203H110V201H109ZM98 204H101V203H98ZM98 204H96V205H98ZM112 205V206H111ZM122 205V204H121ZM120 205V202H119V198H114V200L112 201V204L110 203V206L112 207V211H113V219H114V221H116L117 222V224H119V221H120V218L122 217L121 216V211H120V209H119V206H121ZM123 205H124V203H123ZM127 206L129 205H131V204H126ZM133 206V205H132ZM98 207H99V205H98ZM123 207V206H122ZM32 208V207H31ZM103 209V208H102ZM127 209H129V208H127ZM95 210V209H94ZM263 210V209H262ZM261 210V211H262ZM260 211V212H261ZM109 212V210H106L105 211V213H104V215H103V219H104V221H109L110 220V217H109V214H111V213H108ZM23 213V212H22ZM21 213V214H22ZM28 214V213H27ZM18 217H19V214H16ZM24 214H22V216H23ZM89 215V214H88ZM94 215H95V213H94ZM133 215H134V211L132 212L131 210L128 212V216H129V219H130V221H132L135 217H133ZM15 216V215H14ZM26 216V215H25ZM29 217V216H28ZM27 217V218H28ZM47 217V216H46ZM16 218V217H15ZM64 218V217H63ZM67 218V219H68ZM91 218H93V217H91ZM112 218V217H111ZM23 219V218H22ZM56 219V218H55ZM29 220H33V218L31 219V218H29ZM36 220V219H35ZM61 220V219H60ZM59 220V221H60ZM93 220V219H92ZM102 220V219H101ZM38 221H40L39 219H38ZM50 221V220H49ZM48 221V222H49ZM54 222V221H53ZM110 222H112V221H110ZM52 223V222H51ZM60 223H61V221H60ZM130 223V222H129ZM28 224V223H27ZM47 224V223H46ZM45 224V225H46ZM49 224V223H48ZM57 224H59V223H57ZM113 224V223H112ZM111 224V225H112ZM132 224H134V222H132ZM109 226V225H108ZM27 228H29V227H27ZM120 228V227H119ZM122 228V227H121ZM214 228V227H213ZM105 229V228H104ZM116 229V228H115ZM114 229V230H115ZM211 229V228H210ZM33 230H28V231H33ZM121 230V229H120ZM27 231V230H26ZM214 231H216V230H214ZM35 232H34V234H35ZM115 232V231H114ZM118 232V231H117ZM211 232V234H212V230L210 231ZM36 233V234H37ZM99 233V232H98ZM119 233V232H118ZM200 233V232H199ZM206 233V232H205ZM209 233V232H208ZM207 233V234H208ZM224 233V232H223ZM30 234H31V232H30ZM43 235V234H42ZM103 235V234H102ZM203 235H205V234H203ZM226 235V234H225ZM41 236V235H40ZM194 236V235H193ZM234 236V235H233ZM39 237V236H38ZM37 237V238H38ZM43 237V236H42ZM118 237V236H117ZM213 237V236H212ZM84 238V237H83ZM105 238V237H104ZM116 237L114 236V238L113 239H115ZM123 238V237H122ZM128 238V237H127ZM246 238V237H245ZM44 239V238H43ZM85 239V238H84ZM87 239V238H86ZM94 239V238H93ZM100 239V238H99ZM238 239V238H237ZM88 240H89V238H88ZM87 240V241H88ZM206 240V239H205ZM27 241H29V242H34L35 240H34V238L32 237V236H28V239H27ZM97 241V240H96ZM100 241V240H99ZM103 241V240H102ZM208 241V240H207ZM215 241V240H214ZM231 241V239H229V237H222V238H220V239H218V241L216 240L215 242H214V244L216 243V242H218V243H221V244H225V243H228V242H230ZM237 241V240H236ZM246 241V240H245ZM106 242V241H105ZM131 242V241H130ZM42 243V242H41ZM92 242H90V244H91ZM97 243V242H96ZM134 243V242H133ZM201 243V245L203 244L202 242H200ZM217 243V244H218ZM98 244V243H97ZM103 244V243H102ZM130 244V243H129ZM196 244V243H195ZM208 244V243H207ZM210 244H212V245H214L213 243H210ZM209 244V245H210ZM36 245V244H35ZM92 245H93V243H92ZM121 245V244H120ZM244 245V244H243ZM97 246V245H96ZM202 246H204V245H202ZM236 246V245H235ZM33 247V246H32ZM91 248H92V246H90ZM205 247V246H204ZM212 247V246H211ZM223 247V246H222ZM90 248V249H91ZM93 248H94V246H93ZM99 248V247H98ZM116 248H117V245H116V243L113 245V250H116ZM198 248H199V246H198ZM197 248V249H198ZM201 248V247H200ZM199 248V249H200ZM209 248V247H208ZM206 249L207 251L209 250V249ZM213 248V247H212ZM220 249H221V247H219ZM97 249V248H96ZM105 249V248H104ZM214 249V248H213ZM216 249H218V247H216ZM222 249H224V247L222 248ZM238 249V248H237ZM93 250V249H92ZM202 250H204V248L202 249H200V253H201V251ZM219 250V249H218ZM32 251V250H31ZM90 251L91 250H89V252L87 253L88 255L87 256H89L90 254ZM102 251V250H101ZM108 251V250H107ZM195 251L196 250H194V253H195ZM205 251V250H204ZM224 252H225V250H223ZM98 252H100V251H97V253ZM112 252V251H111ZM209 252V251H208ZM220 252V251H219ZM251 252V251H250ZM202 253H203V251H202ZM211 253V252H210ZM215 253V252H214ZM216 253H218V252H216ZM245 253V252H244ZM43 254V255H44ZM64 254V253H63ZM92 254V253H91ZM99 254H102V253H99ZM99 254H97V255H99ZM109 254V253H108ZM118 254V253H117ZM127 254V253H126ZM198 254V253H197ZM208 254V253H207ZM206 254V255H207ZM42 255V254H41ZM40 255V256H41ZM218 255H219V253H218ZM68 256H70V257H68ZM74 256V255H73ZM99 256H101V255H99ZM112 256V255H111ZM200 256V254L198 255V257ZM204 256H205V254H204ZM92 257V256H91ZM207 257H209V256H206V258ZM113 258V257H112ZM170 258V257H169ZM210 258H211V254H210ZM221 258H223V259H225L226 261H227V264H248V258L247 257H245V255H243L242 254V252H237V251H233V252H231V249H230V253H228V254H225V253H222L221 255H220V259ZM42 259V258H41ZM44 259V258H43ZM88 259H90V258H88ZM99 259V258H98ZM102 259V258H101ZM107 259H109V258H107ZM204 259V258H203ZM51 260V259H50ZM59 260V259H58ZM63 260V259H62ZM61 260V261H62ZM94 260V259H93ZM110 260V259H109ZM170 260V259H169ZM187 260V259H186ZM210 260V259H209ZM222 260V259H221ZM221 260H219V261H221ZM101 261V260H100ZM114 261V260H113ZM166 261V260H165ZM171 261H173V260H171ZM182 261V260H181ZM184 261V260H183ZM205 261V260H204ZM250 261V260H249ZM43 262V261H42ZM57 262V261H56ZM108 262V261H107ZM112 262V261H111ZM163 262V261H162ZM49 263V262H48ZM176 263V262H175ZM223 263V262H222ZM251 263H252V261H251ZM56 264V263H55ZM109 264V263H108ZM112 264V263H111ZM168 264V263H167ZM171 264V263H170ZM177 264V263H176ZM212 264V263H211ZM214 264H217L216 262L214 263ZM253 264H254V262H253Z\"/></svg>",
    "mask_w": 264,
    "mask_h": 264
}]
</instances>
